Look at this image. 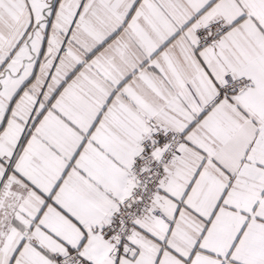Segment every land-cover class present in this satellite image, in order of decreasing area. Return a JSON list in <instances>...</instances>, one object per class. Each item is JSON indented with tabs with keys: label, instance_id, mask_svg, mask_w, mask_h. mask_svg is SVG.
I'll list each match as a JSON object with an SVG mask.
<instances>
[{
	"label": "snow or ice",
	"instance_id": "6c2138e0",
	"mask_svg": "<svg viewBox=\"0 0 264 264\" xmlns=\"http://www.w3.org/2000/svg\"><path fill=\"white\" fill-rule=\"evenodd\" d=\"M0 264H264V0H0Z\"/></svg>",
	"mask_w": 264,
	"mask_h": 264
}]
</instances>
